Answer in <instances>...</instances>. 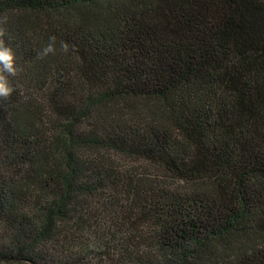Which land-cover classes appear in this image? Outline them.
Returning a JSON list of instances; mask_svg holds the SVG:
<instances>
[{
    "label": "trees",
    "instance_id": "16d2710c",
    "mask_svg": "<svg viewBox=\"0 0 264 264\" xmlns=\"http://www.w3.org/2000/svg\"><path fill=\"white\" fill-rule=\"evenodd\" d=\"M0 47V264H264V0H0Z\"/></svg>",
    "mask_w": 264,
    "mask_h": 264
},
{
    "label": "rangeland",
    "instance_id": "374dc122",
    "mask_svg": "<svg viewBox=\"0 0 264 264\" xmlns=\"http://www.w3.org/2000/svg\"><path fill=\"white\" fill-rule=\"evenodd\" d=\"M118 164H120L123 168H130L135 167L136 170H139L140 172H143V174L147 175L151 179H162L163 173H161L158 169H156L154 166L146 163L143 160L137 159V158H130V157H116ZM162 177V178H160Z\"/></svg>",
    "mask_w": 264,
    "mask_h": 264
},
{
    "label": "clouds",
    "instance_id": "9594fccd",
    "mask_svg": "<svg viewBox=\"0 0 264 264\" xmlns=\"http://www.w3.org/2000/svg\"><path fill=\"white\" fill-rule=\"evenodd\" d=\"M49 48L46 51H50ZM0 64H2V70L9 73L13 72L12 68V55L8 48L0 47ZM11 92V88L8 86V82L4 76L0 75V97H6Z\"/></svg>",
    "mask_w": 264,
    "mask_h": 264
}]
</instances>
